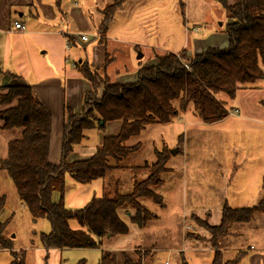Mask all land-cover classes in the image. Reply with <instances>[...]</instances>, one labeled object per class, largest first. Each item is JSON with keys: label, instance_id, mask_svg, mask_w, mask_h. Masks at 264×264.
I'll return each instance as SVG.
<instances>
[{"label": "trees", "instance_id": "1", "mask_svg": "<svg viewBox=\"0 0 264 264\" xmlns=\"http://www.w3.org/2000/svg\"><path fill=\"white\" fill-rule=\"evenodd\" d=\"M225 12L228 47L223 50H206L192 58L164 54L156 64L138 70L134 84H113L106 75L108 60L96 69L86 64L74 65L79 75L86 80L91 91L83 97L80 114L65 108L68 119L62 127L61 161L49 162L51 116L30 85L0 86V130H18L19 137L8 142L7 155L0 162V172L7 174L20 202L27 208L32 222L47 219L51 225L48 235L42 236L45 250L98 248L106 237L124 236L128 226L119 218L118 210L132 211L130 221L139 229H145L154 220L141 201L152 200L163 206L155 192L162 184L161 176L167 172L171 157L155 154L156 160L149 166L124 167L132 173L131 191L119 192L115 182L110 190L103 184V194L92 198L80 210H68L64 205L65 177L70 176L80 185L103 179L110 171L123 169L121 163L136 154L140 145H128L148 126L167 124L180 108L191 105L202 122L211 124L228 114L224 104L217 99L219 94L233 99L241 86H248L264 78V0H235L228 6L226 0H217ZM123 0H114L103 10V20L97 33L104 36L113 14ZM182 8V7H181ZM187 68H186V67ZM103 71V76L99 73ZM13 76V75H12ZM101 91L100 98L88 101L93 93ZM98 100V101H96ZM179 101V105L175 102ZM264 104V102H263ZM120 122L117 135L102 139L94 154L85 160L68 161V156L86 138L87 131L101 122V128L109 122ZM148 173L144 179L134 173ZM58 201L53 202V195ZM5 204L0 196V215ZM264 213V204L234 209L224 204L218 225H209L197 217L193 221L207 233L205 247L213 251L210 264H237L244 252L234 260L223 262L221 247L234 224H248L256 214ZM76 220L82 230H71L69 221ZM6 222L0 221V249H10L3 238ZM98 264H115L114 257L105 253ZM124 264H141L124 258ZM180 264H188L182 257Z\"/></svg>", "mask_w": 264, "mask_h": 264}, {"label": "rangeland", "instance_id": "2", "mask_svg": "<svg viewBox=\"0 0 264 264\" xmlns=\"http://www.w3.org/2000/svg\"><path fill=\"white\" fill-rule=\"evenodd\" d=\"M70 1L72 2V0H68V4H70ZM174 1L165 0L162 5L156 6V13L152 17H156V21L160 24L161 36L147 38V45L151 46L149 49L133 45L127 46L121 41L106 42V44L117 45L120 48L119 51L112 53L110 56L115 60L117 66L109 72H107L108 67L106 68V75L110 82L134 84L138 81V68L155 64L158 57L169 52H177L187 42L190 47L189 55L191 58L194 57L195 45L192 40L200 38H193L195 32H197H194L192 29V23L195 22L189 21L187 16L184 19L182 18L183 16L181 18L179 16L178 19L171 16L169 9ZM112 2L113 0L106 1L101 5L103 6L101 8H104L105 4L110 5ZM144 15H147V12ZM202 20L203 17H200L198 25L203 24ZM122 23L123 17L120 14V10H118L115 13L114 23H112L111 35L120 38L124 32L125 41L136 39V37H133V33H128L121 27ZM133 23H135V20ZM226 23L227 20L223 18L209 25L215 28L216 25L222 24L220 31L228 36L226 33ZM23 24L25 26L24 29L29 32L34 30L42 31L46 28L43 22H37L36 19L32 18H28ZM9 29H14L12 28V23H10ZM0 30L5 32V29L1 27ZM188 32L190 35L189 40L187 37H180L183 33L186 34ZM197 33L199 34V32ZM90 34L92 33H86L89 42ZM31 35H7L2 38L0 44V86L31 84L29 81L33 80L32 75H30L31 71H33L32 68L45 67L49 63L53 64L52 57L57 58L58 55L61 58L60 69L63 76L68 77L67 75L71 74L75 78L79 77L84 81L82 82L83 85L86 86L85 83L88 82L79 75L76 67L73 65H77L78 60H83L84 55L87 58L91 57L87 50L84 54L83 49L79 45H71L67 48L61 36L57 37L54 42L51 41V47L54 46L55 49L54 53H47L46 50H51V48L46 50L43 48V45L47 43V39L42 36L33 37ZM97 37L96 35L95 39ZM139 43L142 44V42ZM139 43H135V45L139 46ZM102 45L104 44L102 43ZM42 52H45V54H42ZM138 55L142 57L138 59ZM7 68L16 69L13 72V76L5 73ZM102 73L103 71L99 74L103 76ZM260 85L264 87V81ZM76 91L73 94L72 108L64 103V121L62 126H59L58 130H55L53 134L50 151L52 162L61 161V128L68 119V113L65 108H70L74 114L81 113L83 97L86 91H84L82 85L79 87V90L77 87ZM100 94V90L97 93H93L88 97V101L92 102L95 97L99 99ZM241 101L244 102V99ZM175 105H179V101H176ZM3 109L4 107H0V111ZM119 128L120 122L117 121L105 124L104 128H101V122H99L94 129L85 132L86 138L74 149L67 160H85L90 158L96 148L100 146L102 139L106 136L117 135ZM239 135V128L237 126L229 124L224 127H208L198 124L193 116L177 114L169 123L150 125L138 137L128 141L127 144L130 146L139 144L140 149L136 154L121 163L123 169L112 170L103 179H97L86 185H80L70 176H66L64 205L68 210L72 211L84 208L92 198L102 196L104 191L103 184L108 185V188L105 187V190H110L112 185L118 182L119 192L128 194L135 179H133L134 175L126 171L124 167L142 166L145 163L149 166L156 160L155 154L157 151H162L161 156H167L169 152L171 153L179 147L176 155L170 154L171 157L167 164L169 171L161 176L164 184L155 191L162 198L164 208L153 204L152 200H148V204L145 201H141L157 217L156 220L151 222L150 228L148 230L139 229L130 221L132 211L120 209L117 211L118 216L128 226V233L118 237L117 240L110 239L111 242L109 243H106L104 240L102 247L109 246L118 250L121 247L124 248L127 243L137 242L146 244L155 241L157 243L155 248L159 250L158 253L154 254L155 263L157 264H180L182 257L188 264H205V261L211 262V253L197 255L189 251L188 247L190 245L184 243L182 234L185 241L188 240L186 239L187 234L194 235L197 232L194 236L200 237V240L203 237L204 239L207 237V233L200 229L193 221L192 215L201 217L209 225L219 224V205L216 203L214 192L209 188L210 184L217 183L211 161L221 159L224 163H227L228 159H233L235 154L240 158L248 156L250 170L252 173H256L257 169L254 166L256 162H253L252 159L260 158L259 146L261 145V141L258 138L253 139V134L246 133L242 137H239ZM16 136L17 138L19 137L18 130L9 132L0 130V162L6 158L8 142L12 141ZM247 146V154L243 155L245 152L240 154L239 148ZM240 152L242 151L240 150ZM245 169L246 164L244 162L242 170L244 171ZM134 174L137 180L144 179L148 175L144 171H137ZM0 196H4L5 198L0 221L2 223L7 221L3 238L10 240L9 246L12 249L0 251V264H97V260L101 254V249H98L99 247L96 249L64 248L45 251L41 241L42 236L48 235L51 231L50 222L47 219H39L34 223L32 222L27 208L18 199L11 180L4 172H0ZM58 198V195H53V202H57ZM236 200L234 199L233 202ZM207 214L210 217H205ZM256 215L248 224H234L229 227L228 235L223 240L220 250L223 262L234 260L235 256L240 252H244L245 257L237 264H250L248 259L250 255L255 253H262L264 255V220H261V217L260 220H257ZM69 227L71 230L85 229L76 220H70ZM140 236H143L144 239L140 240ZM201 242L204 241L202 240ZM2 245L3 243L0 241V248H2ZM249 247L253 249L251 250ZM180 249H182L183 255L179 253ZM130 252L136 254V248L131 249ZM202 258L205 260L203 261Z\"/></svg>", "mask_w": 264, "mask_h": 264}, {"label": "crops", "instance_id": "3", "mask_svg": "<svg viewBox=\"0 0 264 264\" xmlns=\"http://www.w3.org/2000/svg\"><path fill=\"white\" fill-rule=\"evenodd\" d=\"M106 1L108 0H72V2L70 1V4H68V0H0V27L5 29V32L0 30V44L2 42V38L6 37L7 35L25 36L32 34L31 36L33 37L42 36L47 39V43L43 45V48L45 50L51 48V50H46V52L53 54L55 49L54 46L51 47V41L54 42L57 37H61L59 34L60 32L68 33L72 36L90 32L92 33L89 35L90 42L88 38L85 42H78L72 39V45H79L80 48L83 49L84 54L87 50L91 55L90 58H87V56L84 55L83 60H78V64H86L90 69H96L101 67L105 61L108 60L110 64L107 68V72H109L115 66H117L115 60L110 56L112 53L119 51L120 48L117 45L106 44V42L121 41L127 46L133 45L136 47L149 49L151 46L147 45V38H154L158 35L161 36L160 24L156 21V17L153 18L152 15L156 13V6L162 5L165 0H123L121 6L118 8V10H120V14L123 17V23L121 27L128 33H133V37H136V39L129 41H125L126 38L124 36L123 29V36H121L123 37L122 39H120L121 37L118 38V36L111 35L112 23H114L115 13L118 10H116V12L113 14L112 21L108 26L106 34L104 36H100L97 33V28L100 26L103 20L102 12L105 7L109 5L105 4L104 8H101L103 7L101 5ZM234 2L235 0H226L228 6L233 5ZM169 10L170 15L176 17L177 19L179 16L180 18L183 16V19L187 16L189 21L192 20L195 22L192 23V29L194 32H199V34L195 32V36H193V38H200L192 40L193 44L195 45L193 56L202 54L209 49L223 50L228 47V36L220 31L222 24L219 26L216 25L215 28H212L209 25L211 23L217 22L219 19L222 20L225 18L224 9L217 0H175ZM146 12L147 15H144ZM200 17H203V24L198 25V20ZM28 18L36 19L37 22H43L46 28H44L42 31L34 30L32 32L26 31L25 29L21 32L14 29H9L10 23H12L13 28L14 22L22 24L24 28L25 26L23 22ZM134 20L135 23H133ZM54 24L56 25L54 26ZM52 27L53 29H51ZM211 32L213 33L211 34ZM96 35L98 37L95 39ZM189 36V32L180 35V37H187L188 40ZM139 42H142V44ZM102 43L104 45H102ZM135 43H139V46L135 45ZM189 49V43L187 42L186 44H183L177 52H169V54L178 55L180 53H184L187 57L191 58L189 55ZM147 53L150 54L149 52ZM42 54H45V52H42ZM52 58L53 64L49 63V65H46L45 67L42 66L32 68L33 71H31L30 75H32L33 80L29 81L31 84L27 85L31 86L35 95L50 113L51 135L48 159L49 162L57 164L58 162L51 161L50 151L53 142V134L55 130H58L59 126H62L64 121L63 105L66 103L72 108L73 94L77 92V87L79 90V87L82 85L84 91H86L85 94H87L91 91V86L89 83H85L86 86L83 85L82 82L84 81H82L79 77L75 78L71 74H68V77L63 76L60 69V55H58L57 58L54 56ZM142 67L143 66L140 68ZM140 68H138V70ZM262 69L264 72V68ZM15 70V68H13V70L11 68H7L5 73L13 75ZM262 81H264V78L251 85L242 87L240 86L233 99L227 98L224 94H219L217 96V99L224 104V108H226L227 111L230 112L237 110V115L226 114L225 117L217 122L205 124L202 122L201 118L198 116V113L193 110V107L190 104L183 109L180 108L177 113L193 116L198 124L208 127H224L231 124L232 126H237L239 128V137L249 133L254 135L253 139L258 138L261 141V145L259 146L260 158L252 159L253 162H256L254 165L257 169L255 174L250 170L248 156L245 158H240L235 154L234 158L228 159L227 163H224L221 159H215L211 161L215 177L217 178V183L210 184L209 188L214 192L216 203L219 205L220 212L224 204L234 209L250 207L258 204L261 201L264 204V87L260 85ZM115 84L125 85L129 83L124 82ZM242 99H244V102L241 101ZM15 138H17V136ZM177 149L179 150V147H177ZM240 150L242 152H240ZM243 152H245V154H243ZM246 152H248V146L239 148L240 154L246 155ZM244 162L246 164V169L243 171L242 168L244 166ZM167 171H169V169ZM163 184L164 182L162 180L161 186ZM234 199L237 200L233 202ZM144 201L147 204L149 203L148 200ZM161 207L164 208V205ZM154 217V220H156V215H154ZM191 217L192 219L197 217L202 220L201 217L195 215H192ZM205 217H210V215L207 214ZM260 217L262 218L261 220H264V213L256 215L257 220H260ZM151 222L147 228L142 230H148V228H150ZM194 235L187 234L186 239L188 240L185 241L182 234L184 243L190 245V247H188L189 251L197 255L204 253H211L213 255V251L207 249V247H205L203 244L204 242H201L202 239L200 240V237H196ZM118 237L120 236L112 238L117 240ZM112 238L106 237L100 242L98 249H101V254L97 260V264L105 253H108L114 257L115 264H124V258H128L132 262L140 261L141 264H157L155 263L154 254L158 253L159 250L155 248L157 243L154 240L153 243L146 244L137 242L127 243L124 248L121 247L122 249L119 248L118 250L109 246L102 247V242L104 240L106 243H109L111 242L110 239ZM141 239L143 240L144 237L140 236V240ZM133 248H136V254L130 252V250ZM249 249L252 250L253 248L249 247ZM0 251H7V249H0ZM179 251V253L183 255L182 249ZM202 260L204 261L205 259L202 258ZM248 261L250 264H264V255L262 253H255L250 255ZM205 264H210V262L205 261Z\"/></svg>", "mask_w": 264, "mask_h": 264}, {"label": "built area", "instance_id": "4", "mask_svg": "<svg viewBox=\"0 0 264 264\" xmlns=\"http://www.w3.org/2000/svg\"><path fill=\"white\" fill-rule=\"evenodd\" d=\"M76 1V0H75ZM13 28L14 30L16 31H23L24 28H23V25L18 23V22H14L13 23ZM62 37H63V40H64V45L68 48L72 45V39L76 40V41H80V42H85L87 41V35L86 34H79L77 36H72L68 33H64V32H60L59 33ZM74 66V65H73ZM186 67V66H185ZM187 68V67H186ZM237 110H234V111H228V114L229 115H237Z\"/></svg>", "mask_w": 264, "mask_h": 264}, {"label": "water", "instance_id": "5", "mask_svg": "<svg viewBox=\"0 0 264 264\" xmlns=\"http://www.w3.org/2000/svg\"><path fill=\"white\" fill-rule=\"evenodd\" d=\"M142 56L141 55H138V59H140ZM177 152H178V149H175L174 151H172L170 154L171 155H176L177 154Z\"/></svg>", "mask_w": 264, "mask_h": 264}]
</instances>
